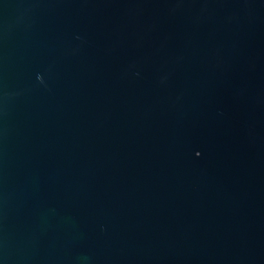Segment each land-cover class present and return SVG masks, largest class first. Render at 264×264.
Masks as SVG:
<instances>
[{
    "label": "water",
    "instance_id": "water-1",
    "mask_svg": "<svg viewBox=\"0 0 264 264\" xmlns=\"http://www.w3.org/2000/svg\"><path fill=\"white\" fill-rule=\"evenodd\" d=\"M0 264H264V0H0Z\"/></svg>",
    "mask_w": 264,
    "mask_h": 264
}]
</instances>
